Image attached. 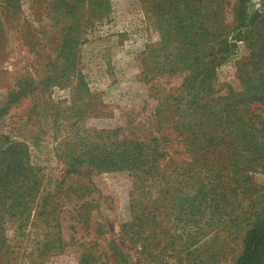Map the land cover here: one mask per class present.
Listing matches in <instances>:
<instances>
[{"label":"rangeland","instance_id":"obj_1","mask_svg":"<svg viewBox=\"0 0 264 264\" xmlns=\"http://www.w3.org/2000/svg\"><path fill=\"white\" fill-rule=\"evenodd\" d=\"M165 1L0 0V109L8 107L0 117V150L25 142L32 163L44 173L46 188H52L65 174L75 141L85 142L98 129L129 131L135 126L142 134L145 122L148 131L157 132L155 108L160 103L180 106L177 96L197 76L214 75L210 88L216 96L230 87L238 92L255 84L264 91V0L188 1L186 6L201 18L227 24L229 41L237 42V47L209 55L201 66L194 63L198 53L169 29L166 17L158 16L179 0L161 5ZM209 41L207 48L213 44ZM68 56H74L72 63ZM258 105L264 114V97ZM170 139L163 167L172 163L171 157L189 158L181 138L174 134ZM6 164V156L0 155V187L8 177ZM250 175L252 187L240 197L247 214L264 205V166ZM91 176L100 206L93 209L88 226L65 212L68 245L63 251L41 255L33 249L44 236L41 228L24 237L10 227L8 239L16 252L3 263L237 264L245 231L234 228L229 216L222 221L209 214L180 220L169 203L156 209L143 252L142 241L122 230L133 219L135 175L95 170ZM238 203L234 210L230 205L231 213H241ZM85 251L93 259L85 261Z\"/></svg>","mask_w":264,"mask_h":264},{"label":"trees","instance_id":"obj_2","mask_svg":"<svg viewBox=\"0 0 264 264\" xmlns=\"http://www.w3.org/2000/svg\"><path fill=\"white\" fill-rule=\"evenodd\" d=\"M188 1L179 0L158 16L166 17L169 29L173 28L175 35L198 53L195 64L201 66L209 55L237 47V42L229 41L227 24L220 19L201 18L198 10L186 6ZM168 3L166 0L161 5ZM209 40L213 44L207 48ZM68 58L72 63L74 56ZM213 77H195L189 90L177 96L180 106L158 104L153 114L158 121L157 132L148 131L149 125L141 122L146 125L142 134L136 133L135 126L129 131L124 127L98 129L85 136V142L75 141L67 155L65 174L53 181L52 188H46L44 173L32 163L25 142L2 148L0 155L7 158L8 177L0 187V264L16 252L8 239L10 227L24 237L32 233V228H41L44 236L33 247L41 250V255L63 251L68 245L63 237L68 217L65 212L88 226L93 209L100 206L91 176L95 170H125L135 175L133 219L123 223L122 230L131 239L142 241L143 252L148 249L156 209L169 203L180 220L209 214L222 221L229 216L234 228L245 231L237 264H264V205L254 206L247 214L240 199L252 187L250 171L264 166V114L258 105L264 91L255 84L238 92L230 87L216 96L210 88ZM7 110L0 109V117ZM174 134L181 138L189 158L178 161L171 157L172 163L163 167L161 159L168 154V142ZM7 138L9 141L10 135ZM60 156L63 159L64 154ZM72 200L78 202L67 207ZM238 201L241 213L236 215L230 205L234 210ZM86 251L85 261L93 259Z\"/></svg>","mask_w":264,"mask_h":264}]
</instances>
